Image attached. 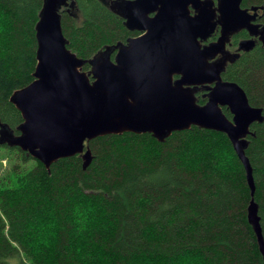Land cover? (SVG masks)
I'll use <instances>...</instances> for the list:
<instances>
[{
    "label": "trees",
    "instance_id": "1",
    "mask_svg": "<svg viewBox=\"0 0 264 264\" xmlns=\"http://www.w3.org/2000/svg\"><path fill=\"white\" fill-rule=\"evenodd\" d=\"M71 1L61 25L78 57L130 35L107 0ZM42 4L0 0V122L15 135L22 117L9 97L33 80ZM238 72L249 103L264 108V50L243 58ZM250 130L245 154L264 241V118ZM87 144L85 168L74 155L49 169L0 144L17 159L0 175V264H264L248 220L245 170L226 134L193 125L163 141L123 132Z\"/></svg>",
    "mask_w": 264,
    "mask_h": 264
},
{
    "label": "water",
    "instance_id": "2",
    "mask_svg": "<svg viewBox=\"0 0 264 264\" xmlns=\"http://www.w3.org/2000/svg\"><path fill=\"white\" fill-rule=\"evenodd\" d=\"M240 1L218 0L215 8L212 0H107L127 28L143 33L86 60L67 47L62 31L60 11L74 3L43 0L35 24L33 80L9 97L22 117L19 134L0 122V144L19 147L47 169L74 155L81 156L85 168L92 160L87 142L98 136L150 133L163 141L193 125L223 132L245 170L251 196L248 220L264 257L252 166L245 154L247 136L254 135L250 127L263 121L264 108L251 105L241 86L222 81L219 70L206 63L218 42L201 48L198 40L217 23L216 11L223 37L245 26ZM151 12L154 15L148 16ZM112 48H117L113 60ZM85 62L89 71L82 70ZM174 74L179 77L173 79ZM210 80L216 84L209 88L207 100L198 103L196 85Z\"/></svg>",
    "mask_w": 264,
    "mask_h": 264
},
{
    "label": "flooded vegetation",
    "instance_id": "3",
    "mask_svg": "<svg viewBox=\"0 0 264 264\" xmlns=\"http://www.w3.org/2000/svg\"><path fill=\"white\" fill-rule=\"evenodd\" d=\"M70 1L71 0H68V2ZM212 2L213 7L216 8L218 0H212ZM239 6L240 9L244 11L243 17L245 19V26L236 31H232L228 36L223 37L222 21L219 19L220 12L216 11L214 20H216L217 23L204 38L198 39L201 48L208 47L211 44L218 42V46L214 52L206 58V63L210 65L212 70H219V76L222 81L235 82L238 85L239 83L235 81V75L239 73L238 65L240 61L257 49L264 50V0H241ZM189 9L190 14L193 15L195 10L191 5H189ZM153 15L154 12L148 13V16ZM118 16L121 17L123 26L130 32V35H128L124 42L121 43H126L129 37H136L143 33L136 29L127 28L124 25V17L121 15ZM116 51L117 48H112L109 52L112 60L114 59ZM207 76L212 77V74H207ZM178 77L179 75H173V79ZM215 84V80H210L203 84L196 85V90L194 92L195 97H199L205 102L207 100L209 88L213 87ZM224 110L227 109L223 107V111Z\"/></svg>",
    "mask_w": 264,
    "mask_h": 264
},
{
    "label": "rangeland",
    "instance_id": "4",
    "mask_svg": "<svg viewBox=\"0 0 264 264\" xmlns=\"http://www.w3.org/2000/svg\"><path fill=\"white\" fill-rule=\"evenodd\" d=\"M5 149L0 148V175L11 169L13 163H17V159L7 156Z\"/></svg>",
    "mask_w": 264,
    "mask_h": 264
}]
</instances>
